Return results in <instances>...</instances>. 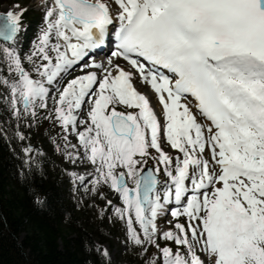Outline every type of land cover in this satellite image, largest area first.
Here are the masks:
<instances>
[{
  "label": "snow or ice",
  "instance_id": "obj_1",
  "mask_svg": "<svg viewBox=\"0 0 264 264\" xmlns=\"http://www.w3.org/2000/svg\"><path fill=\"white\" fill-rule=\"evenodd\" d=\"M42 5L27 50V8L0 12V135L21 142L20 177L39 170L30 131L46 120L77 206L121 221L144 264H264V0Z\"/></svg>",
  "mask_w": 264,
  "mask_h": 264
},
{
  "label": "trees",
  "instance_id": "obj_2",
  "mask_svg": "<svg viewBox=\"0 0 264 264\" xmlns=\"http://www.w3.org/2000/svg\"><path fill=\"white\" fill-rule=\"evenodd\" d=\"M20 147V141L9 144L0 135V264H96L97 256L86 248L91 233L88 224L78 221L80 207L67 188L65 169L47 170L69 162L58 151L40 156L39 170L22 179ZM36 195L45 198L47 207L34 202ZM66 212L71 222H65Z\"/></svg>",
  "mask_w": 264,
  "mask_h": 264
},
{
  "label": "rangeland",
  "instance_id": "obj_3",
  "mask_svg": "<svg viewBox=\"0 0 264 264\" xmlns=\"http://www.w3.org/2000/svg\"><path fill=\"white\" fill-rule=\"evenodd\" d=\"M15 4H19V7L21 8H27V10L30 12L32 11L31 15L35 16V18L36 15L40 13L42 17L39 18V22L41 23L43 21L44 9L42 0H0V11L2 10L3 12H6L8 9L13 8V5ZM26 29H28V26H26ZM21 39L22 41H24L23 37ZM38 140L40 141V143L38 144V148L41 149V152L44 153L46 151L44 149L46 138L44 136H38ZM71 140L72 143H76L75 137H72ZM149 163L151 164L153 162L150 160ZM72 168L73 165L69 164L68 169ZM78 170L83 171L84 166L81 165ZM89 170H91L90 166ZM69 182L72 181L69 180ZM71 191L77 199H80L83 195V190L80 189L79 191H74V186ZM104 191L106 192V195L109 199H112L114 203H119L118 197L113 191L109 189H104ZM95 203L97 205H102L104 202L102 200L96 199ZM81 208H83L85 211L88 210V214L87 216L80 215L79 221L82 224H88L87 228L89 229L90 233L93 234V242L103 243L109 249L112 263L125 264L126 261H128L132 257H136V264L140 263V260L143 257L138 254L139 249L129 248L125 244V232L121 221H110L107 217H105L104 219H100L98 216L97 207H93L92 201L87 198H84ZM161 224L163 225L164 222H161ZM99 234H102V236L100 237ZM60 247H62V244L60 245ZM131 251H133L132 254Z\"/></svg>",
  "mask_w": 264,
  "mask_h": 264
}]
</instances>
